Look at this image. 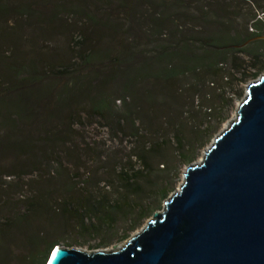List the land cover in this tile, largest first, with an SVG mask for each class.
Returning a JSON list of instances; mask_svg holds the SVG:
<instances>
[{
	"label": "trees",
	"instance_id": "1",
	"mask_svg": "<svg viewBox=\"0 0 264 264\" xmlns=\"http://www.w3.org/2000/svg\"><path fill=\"white\" fill-rule=\"evenodd\" d=\"M35 1L0 0V18L14 15L15 22L21 24L11 31L0 27V43H13L21 33L20 40L27 41V29L31 34L47 37L63 18L72 19L75 24L86 26V42L78 55L82 66L91 67L55 92L53 113L66 112L68 121L59 119L53 125L54 114L48 115L38 140L49 154L55 156L60 146L72 141L71 128L77 123L70 121L84 116L106 120L115 132L141 138L136 122L145 123L148 109H162L164 102L158 98L161 90L166 89L168 96L174 97L187 81L193 91L190 108L172 123L176 126L175 148L154 162L149 155L161 145L147 148L143 141L140 150L133 151L143 169L119 173L123 191L118 199L109 203L107 198H86L76 205L68 200L58 211L76 215L81 230L99 234L98 229L104 224L116 222L115 215L127 220L139 209L142 214L130 227L133 228L152 211L142 205L144 184L140 180L146 178V187L151 183V189L157 186L154 179L165 181L174 170L175 152L182 160L189 159L184 137L187 128L196 130L206 118L217 114L215 107L196 103L200 84L209 78H226V69L239 71L245 63L254 69L264 64V39L257 38L264 35V19L255 13L262 8V0H46L42 10L34 8ZM227 63L229 66H225ZM36 69L34 61L21 63L15 69L16 80H30L29 73ZM256 74L257 71L253 73ZM34 95L44 99L50 91L47 87L22 90L16 100L12 96L6 101L1 99L0 105L9 115L14 112L17 120L25 121L27 114L34 111ZM116 100L120 104L118 110L112 107ZM200 110H204L203 115L198 113ZM170 143L168 138L163 141L164 146ZM58 159L52 156V161L60 166ZM70 162L74 164L75 158ZM50 199L51 194L43 188L26 200L24 211L4 217L0 223V264H46L58 244L51 241L53 233L45 224L56 213ZM90 216L96 217L100 226H87ZM13 247L16 248L12 250Z\"/></svg>",
	"mask_w": 264,
	"mask_h": 264
},
{
	"label": "rangeland",
	"instance_id": "2",
	"mask_svg": "<svg viewBox=\"0 0 264 264\" xmlns=\"http://www.w3.org/2000/svg\"><path fill=\"white\" fill-rule=\"evenodd\" d=\"M45 1L36 0L32 5L42 10ZM261 7L255 13L257 18L264 19V0L261 1ZM246 9H249L247 5ZM15 19L14 15L0 18V27L11 31L21 25ZM85 27L81 23L75 24L72 19L63 18L60 26H55L52 34L47 37L39 33L31 34L32 31L27 29V36L24 35L27 41L20 40L21 33L16 35L13 43H0V100L6 101L11 96L16 100V95L22 90L47 87L50 91V95L44 99L34 95L35 99H31L34 100V111L32 115L27 114L25 121L17 120L14 112L9 115L0 105V223L12 212L24 211L26 200L44 188L51 194L50 203L56 209V213L45 223L53 233L51 241L87 252H109L123 246L126 240L141 231L154 212L163 209L164 202L182 183L186 167L201 160L214 136L232 121L238 105L246 95L248 84L264 75V64L254 69L245 63L239 71L229 72L226 69V78L216 77L203 81L197 89L199 93L195 97L196 103L199 101L203 107H215L217 114L206 118L196 130L192 126L187 128L184 137L188 141L185 151L189 159L182 160L175 152L174 170L170 171L165 181L154 179L157 186L151 189V183H147L146 187V178L140 180L144 184L142 205L152 210L150 214L133 228L130 227L142 214L139 209L127 220L121 215H115L116 222L113 225L104 224L98 229L99 234L89 233L79 228L76 215L58 213L63 202L69 200L76 205L78 200L86 198L94 201L107 198L109 203H113L118 199L123 191L119 173H133L143 169L141 162L133 157V151H139L143 141L147 148L153 144L161 145L159 150L149 155L154 162L160 160L166 151L175 148L176 126L172 123L178 119L179 114L190 108L193 91L187 81L180 85L174 97L168 96L166 89L161 90L162 95L158 98L164 102L162 109L165 110L148 109L145 123L141 125L139 120L136 122L141 138L136 139L128 132H115L106 120L84 116L70 121V124L77 123L71 128L72 141L66 146H60L55 156L49 154L46 147L40 145L38 137L42 136L48 115L52 116L56 103L55 92L74 76L85 74L91 68L82 66L78 55L86 42ZM30 61H34L38 69L29 73L30 80L17 81L15 69L21 63L28 64ZM255 71L257 74L253 75ZM119 105L116 100L112 107L118 110ZM198 113L203 115L204 110ZM53 114V125L59 119L68 121L66 112ZM167 138L172 143L164 146L163 141ZM52 156L59 157L60 166L58 162L52 161ZM73 158L76 161L74 164L70 162ZM164 191H168L166 195H163ZM86 224L100 226L94 216L88 217Z\"/></svg>",
	"mask_w": 264,
	"mask_h": 264
},
{
	"label": "water",
	"instance_id": "3",
	"mask_svg": "<svg viewBox=\"0 0 264 264\" xmlns=\"http://www.w3.org/2000/svg\"><path fill=\"white\" fill-rule=\"evenodd\" d=\"M46 264H264V75L140 233L109 252L56 244Z\"/></svg>",
	"mask_w": 264,
	"mask_h": 264
},
{
	"label": "bare ground",
	"instance_id": "4",
	"mask_svg": "<svg viewBox=\"0 0 264 264\" xmlns=\"http://www.w3.org/2000/svg\"><path fill=\"white\" fill-rule=\"evenodd\" d=\"M238 106H239V105H238ZM237 109H238V107H237ZM237 109H236V110H237ZM234 117H235V116H234ZM233 119H234V118H233ZM233 119H232V120H233ZM229 123H230V122H229ZM228 125H229V124H228ZM227 127H228V126H227ZM227 127H226V128H227ZM226 128H225V129H226ZM205 152H206V151H205ZM205 152H204V153H205ZM202 158H203V156H202ZM202 158H201V159H202ZM200 161H201V160H199L198 162H200ZM138 233H140V232H138ZM136 234H137V233H136ZM119 248H120V247H119ZM117 249H118V248H117Z\"/></svg>",
	"mask_w": 264,
	"mask_h": 264
}]
</instances>
